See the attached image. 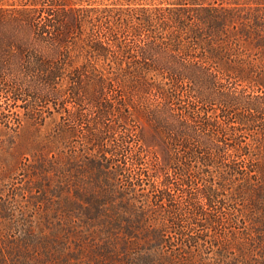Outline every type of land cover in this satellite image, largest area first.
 <instances>
[{
  "label": "trees",
  "instance_id": "16d2710c",
  "mask_svg": "<svg viewBox=\"0 0 264 264\" xmlns=\"http://www.w3.org/2000/svg\"><path fill=\"white\" fill-rule=\"evenodd\" d=\"M26 127L0 264H264V0H0Z\"/></svg>",
  "mask_w": 264,
  "mask_h": 264
},
{
  "label": "rangeland",
  "instance_id": "374dc122",
  "mask_svg": "<svg viewBox=\"0 0 264 264\" xmlns=\"http://www.w3.org/2000/svg\"><path fill=\"white\" fill-rule=\"evenodd\" d=\"M37 142L38 141L34 138L30 129L26 127L22 131H20L17 137H15L13 141L14 144L9 145V147H4L0 151V173H2L4 176L9 177L11 181L13 180L14 184L17 186H21L23 184L22 180H24V178H22V174L20 171V164L24 162L25 158L29 160L31 159L30 158L31 156L29 155H31L32 152L35 149H37ZM22 201L24 202L25 198H23ZM58 220H61V218L58 217L56 219L55 217V220L52 223L57 224L59 223ZM64 237L62 235L60 239L64 240ZM64 241L66 248L64 250V254L72 257H76L78 254L76 252V248H74L72 242H70V239L67 240L65 239ZM88 252L89 249H87V247L85 246L83 249L82 257L88 255ZM89 262H90L89 264H94L90 261V259ZM79 264H87V263H79Z\"/></svg>",
  "mask_w": 264,
  "mask_h": 264
}]
</instances>
